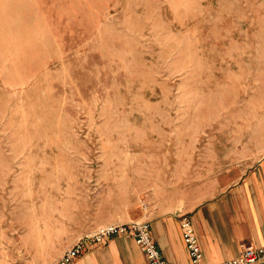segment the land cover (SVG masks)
Listing matches in <instances>:
<instances>
[{"label": "rangeland", "instance_id": "rangeland-1", "mask_svg": "<svg viewBox=\"0 0 264 264\" xmlns=\"http://www.w3.org/2000/svg\"><path fill=\"white\" fill-rule=\"evenodd\" d=\"M262 158L264 0H0V264L185 213Z\"/></svg>", "mask_w": 264, "mask_h": 264}, {"label": "crops", "instance_id": "crops-1", "mask_svg": "<svg viewBox=\"0 0 264 264\" xmlns=\"http://www.w3.org/2000/svg\"><path fill=\"white\" fill-rule=\"evenodd\" d=\"M184 215L192 221L205 264H219L239 257L247 247L264 246V158L232 186L185 213L147 218L157 246L170 264H194L184 237ZM73 264L149 262L134 237L119 235L87 248Z\"/></svg>", "mask_w": 264, "mask_h": 264}, {"label": "built area", "instance_id": "built-area-1", "mask_svg": "<svg viewBox=\"0 0 264 264\" xmlns=\"http://www.w3.org/2000/svg\"><path fill=\"white\" fill-rule=\"evenodd\" d=\"M182 227L186 244L189 248L194 264L204 263V252L191 219L184 215ZM126 235L136 239L137 244L146 255L149 264H170L158 248L152 234L149 221L137 220L129 223L110 224L102 227L94 234L77 242L68 249L56 264H73L76 259L87 249L95 245L104 244L113 236ZM19 264H36L33 262ZM219 264H264V246H250L244 249L239 257L224 261Z\"/></svg>", "mask_w": 264, "mask_h": 264}]
</instances>
